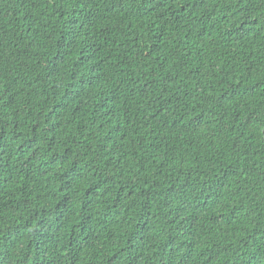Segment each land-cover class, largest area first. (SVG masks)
Returning a JSON list of instances; mask_svg holds the SVG:
<instances>
[{
  "label": "trees",
  "instance_id": "trees-1",
  "mask_svg": "<svg viewBox=\"0 0 264 264\" xmlns=\"http://www.w3.org/2000/svg\"><path fill=\"white\" fill-rule=\"evenodd\" d=\"M0 264H264V0H0Z\"/></svg>",
  "mask_w": 264,
  "mask_h": 264
}]
</instances>
